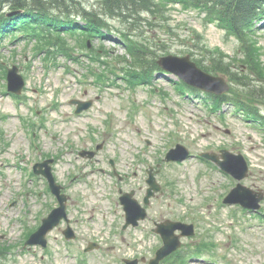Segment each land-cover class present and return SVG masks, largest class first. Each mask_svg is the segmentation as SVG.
<instances>
[{
  "label": "rangeland",
  "instance_id": "374dc122",
  "mask_svg": "<svg viewBox=\"0 0 264 264\" xmlns=\"http://www.w3.org/2000/svg\"><path fill=\"white\" fill-rule=\"evenodd\" d=\"M164 14L160 24L143 25L139 32L152 40L158 54L185 56L190 51L201 60L196 54L199 35L208 49L233 63L234 77L224 76L230 86L225 94L242 92L243 87L233 82L239 79L251 90L264 89L261 71L246 69L241 43L205 20L204 13L176 4ZM13 36L0 39V61L7 69L17 66L26 87L20 100L9 95L0 68V248H6L0 251V264H125L124 259L134 258L147 264L162 246L153 232L154 222L166 219L196 227L195 236L183 239V249L192 253L198 246L205 249L200 255L193 253L187 264H264V201L260 213L223 204L237 181L196 157L221 149L242 154L250 166L242 183L264 194V129L232 105L223 104L219 113L202 95L181 94L172 74L160 72L145 82L127 76L123 58L131 57L115 33L91 41L95 52L108 53L92 58L81 38L68 41L65 54L48 52L43 42L30 38L13 43ZM253 36L264 68V21ZM107 60L116 62L117 70L108 72L106 83L98 85L89 67L103 70L100 64ZM75 98L93 100L92 108L77 115L70 103ZM260 110L264 113V105ZM177 143L185 145L192 157L164 163L165 154ZM98 144L103 147L93 159L79 155L81 150L96 151ZM40 156L56 159L53 172L70 196L68 214L76 238L65 239L62 223L47 236L46 248L25 247L27 234L56 206L47 182L30 175L29 162L40 163ZM111 161L117 174L125 175L124 181L112 175ZM158 163L162 191L147 207L148 218L123 230L119 189L137 190L142 202L147 170ZM20 194L24 195L17 197ZM15 199L18 203L13 205ZM91 242L99 247L85 252Z\"/></svg>",
  "mask_w": 264,
  "mask_h": 264
},
{
  "label": "trees",
  "instance_id": "16d2710c",
  "mask_svg": "<svg viewBox=\"0 0 264 264\" xmlns=\"http://www.w3.org/2000/svg\"><path fill=\"white\" fill-rule=\"evenodd\" d=\"M175 4L204 13L205 20L217 23L236 37L246 55L243 61L246 69L252 72L257 69L264 78V68L259 63L260 50L253 36L258 25L264 21V0H97L95 5L84 0H0V39L11 35H16L13 36L14 42L30 38L39 44L43 42V48L47 47L48 52L68 54V38H81L86 49L91 47L89 56L94 57L99 53L94 51V45L89 47L88 42L106 39L109 33H116L131 57V61L123 58L127 76L137 81H151L160 71L157 60L165 54H158V48L152 44V40L141 36L139 32L143 25L160 24L166 17L164 12ZM5 6L10 12L16 13L9 16L4 10ZM113 23L118 26L119 33L111 31L115 29ZM17 32L18 36L15 34ZM198 37L201 41L198 40L196 44V54L204 59L194 58L198 66L215 75L234 77L230 71L233 63L208 49L203 38ZM186 54L193 56L190 51ZM204 61L210 65L204 64ZM114 63L112 60L103 62L108 69L117 66ZM128 69L135 70L131 73ZM233 82L243 87L242 92L230 91L228 95L219 96L202 93L203 99L212 101L214 110H219L223 104L235 105L246 113L248 119L264 127V115L253 104V101L264 102V89L251 90L240 79ZM178 89L201 96V92L183 82H178ZM181 254L177 253L164 264H183Z\"/></svg>",
  "mask_w": 264,
  "mask_h": 264
},
{
  "label": "water",
  "instance_id": "95a60500",
  "mask_svg": "<svg viewBox=\"0 0 264 264\" xmlns=\"http://www.w3.org/2000/svg\"><path fill=\"white\" fill-rule=\"evenodd\" d=\"M159 65L166 71L177 74L181 79L187 82L190 85L195 87L209 90L215 93H223L228 90V85L224 82L222 78L212 77L209 74L203 72L199 69L195 63L190 60L189 56L177 57V56H167L160 58ZM9 81V91L16 94L21 93L22 88L25 84L23 77L18 73V68L14 67L9 70L8 74ZM217 84L218 87H214L212 84ZM213 87H211V86ZM79 110L81 112L84 109H88L91 103H80ZM188 156V151L183 146L178 145L176 149L172 150L167 155V161H177L183 160ZM203 157L212 159L221 166V168L236 177L238 180L244 179L248 174V165L241 155H233L228 151H224L222 157L224 161H219L218 156L214 154H203ZM50 181L52 190L59 197L60 207L55 209L48 218L43 221V225L40 229L31 236L28 244H41L46 246L45 236L49 231H51L56 225L59 224L62 218H67L66 216V205L65 196L60 195L61 187L55 184V180L48 169L44 174ZM150 188L148 190L147 197L145 199L146 204L149 203L151 196L155 195L154 191H159L160 186L156 183L154 177H150L148 180ZM263 199V195L260 194L258 198L255 197L254 193L239 184L224 200L228 204L240 203L243 207L250 209H259L260 201ZM123 204L125 205V211L127 214V224L125 227L133 224L134 226L138 225L140 219H145L147 213L144 208H142L138 202L132 199V195H125L121 198ZM177 230L182 231V236L194 235V227L192 225L182 224L180 222L166 221L161 224H157L155 231L160 233L164 240V246L158 250L156 257L150 260L149 264H160V262L178 249L181 246L180 236L176 234ZM67 238L74 237L72 230L69 228L65 232ZM127 264H139L138 260H126Z\"/></svg>",
  "mask_w": 264,
  "mask_h": 264
}]
</instances>
